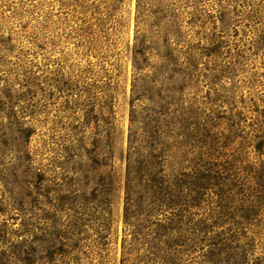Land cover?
<instances>
[{"label": "rangeland", "instance_id": "1", "mask_svg": "<svg viewBox=\"0 0 264 264\" xmlns=\"http://www.w3.org/2000/svg\"><path fill=\"white\" fill-rule=\"evenodd\" d=\"M138 4L0 0V264H161L123 214L133 85L156 83L165 56L175 93L163 119L176 126L166 171L191 172L210 153L237 159L247 187L264 162V0ZM218 200L208 192L182 216L205 221L208 240L177 264H207L227 237L264 257V212L223 223Z\"/></svg>", "mask_w": 264, "mask_h": 264}, {"label": "trees", "instance_id": "2", "mask_svg": "<svg viewBox=\"0 0 264 264\" xmlns=\"http://www.w3.org/2000/svg\"><path fill=\"white\" fill-rule=\"evenodd\" d=\"M138 6H142L141 0ZM165 58L168 64L166 62L164 69H159L154 77L156 83L152 80L150 83L154 84L145 88L139 84L148 79L137 78L133 85L123 216L125 225L133 228L135 239L144 242L155 261L177 264L181 253L192 251L199 242L208 240L202 236L209 228L205 221L188 218L185 222L182 218L189 209L200 206L208 192L219 197L220 211L216 214L223 223L224 216L232 218L240 211L245 220L254 218L257 212H264V162L256 168L252 184L247 187L240 176V167L234 164L237 159L220 162L210 153L205 161L196 163L191 172L182 171L177 175L166 171L169 139L176 126L163 119L170 116L175 93V88L165 86L163 81L166 74L175 73V69L170 68L173 62L169 64V57ZM144 100L148 104L137 110V105ZM263 145V142L258 143V147ZM243 193L248 202L239 210L234 202ZM166 213L171 216L165 219L168 223L153 219L166 216ZM235 244V240L228 237L213 240L206 255L207 264H264V257L248 260L246 253Z\"/></svg>", "mask_w": 264, "mask_h": 264}]
</instances>
